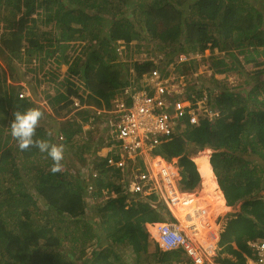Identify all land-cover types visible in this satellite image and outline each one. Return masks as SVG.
<instances>
[{"label": "trees", "instance_id": "16d2710c", "mask_svg": "<svg viewBox=\"0 0 264 264\" xmlns=\"http://www.w3.org/2000/svg\"><path fill=\"white\" fill-rule=\"evenodd\" d=\"M82 1L0 0V59L9 66L13 60L22 61L26 56L28 61L31 58L39 61L40 68L46 65L56 70L67 68L65 78L60 83L65 92L60 91L51 98L52 104L63 105L59 110L55 109L57 114H62L64 109L73 110L77 100L89 106L110 109L127 87H132L134 83L140 85L143 75L150 72L154 63L141 62L137 57L129 59V52L119 54L117 42L147 41L143 32L169 47L176 44L170 62L177 55L190 50L204 53L207 49L219 47L222 51L240 49L245 53V48L255 47V52L261 57L250 56V62L258 69L255 77H264V70H259L264 66V5L259 10L255 6L245 7L240 3L241 0H174L175 3L170 0H138L137 6L142 10L138 24L142 32L123 12L130 0H84L85 5L80 6ZM187 4L188 10L184 12ZM82 7L85 9H81ZM41 26L46 30L40 29ZM105 29L106 36L101 39V33ZM86 34L98 40V45L90 50L83 47L73 56L71 51L75 46L72 43L77 39L86 40ZM129 46L127 44L128 48ZM260 48L263 50L260 51ZM230 55L234 62L235 54L230 52ZM127 57L129 60L125 63L122 59ZM192 68L184 66L180 72L192 75ZM214 68L215 74L238 71L232 63H225L224 60L215 63ZM0 71L3 78L0 80V114L6 116L4 120L0 118L1 124L9 123L10 127L16 111L23 113L29 108H40L43 111L42 107L35 105L30 99L19 98L15 92L4 90L2 86L7 84L8 77L5 69L0 68ZM131 71L134 72V83L129 79L133 77ZM192 89L194 88L191 87L190 90ZM249 89L248 94L241 96L228 89L225 84L215 89L207 87L205 90L217 91L216 96L210 94L211 100L208 103L210 109L219 115L213 120L201 118L194 126H181L180 133L155 151L156 155L170 162L174 158H180L181 189L194 191L200 185V175L202 177V190L189 195L178 192L175 184L177 181H170L169 184V195L176 194L178 198L173 207L179 213L175 209L174 212L180 220L182 218L187 229L194 226V223L198 225L200 232L195 236L207 232L211 224L215 225L219 214L211 217V210L206 208L211 197L221 203L224 213L226 202L222 191L230 206L250 196L251 199L243 204L244 213L236 220L229 221L228 229L221 235L219 254L215 260L219 264H247L244 253L250 257L253 255L247 249L245 239L264 237V196L258 195V192L264 190V171L261 170L260 175L257 172L258 168L264 167L256 164L251 169L250 161L244 159L245 156L254 155L261 158L264 164V81L253 83ZM82 90L84 93H81ZM43 113L46 114L47 111ZM87 114L79 113L82 121H67L60 127V139L65 145L70 142L71 137L79 134L81 122L87 120ZM1 131L4 132L5 129ZM35 139L56 143L55 138L41 127L37 128ZM76 142L80 147L90 148L87 143L81 146V140ZM14 143L13 147L9 140H0V172L11 170L19 178L22 167L25 168V175L33 169H28L25 163L21 167L18 161L24 159L28 162L39 155L40 151L36 147L21 151L17 142ZM199 150L207 151L205 159H191L190 153ZM211 150L214 151L212 166ZM44 155L47 156L46 153ZM40 157L42 158L41 154ZM114 158L119 160L116 155ZM101 163L93 169L99 174L95 186L97 192L92 194L96 197L100 196L102 189H109L119 179L120 171L108 167V158ZM37 174L40 176L36 187L37 196L47 206V214L57 217V221L61 223L73 220L71 226L68 224L71 230L66 229L60 235V226H55L54 218L43 221L45 212L40 213L39 220L38 199H33L28 194L31 193L28 188L20 190V196H15L12 189H7L3 194L0 193V264H76L75 257L85 254L84 247L93 238L101 241L105 238L113 243L94 258L93 264H119L120 258L115 252L117 244L131 245L134 253L143 257L148 253L150 238L146 225L177 222L164 202H158L155 195L127 205L125 196L121 195L123 186L118 185L114 190L121 197L109 203V210L106 209L104 216L106 220L103 234L100 235L88 226L84 218L86 197L89 195V185L84 179L72 175L76 180L73 183L71 178L69 180L67 176H59L51 171H38ZM170 174L173 175L174 172ZM21 193L27 195L21 196ZM187 200L193 202L188 205ZM203 209L206 220L200 221L197 211L202 212ZM39 221L45 222V225H41ZM68 236L71 237L68 240L72 244L70 247L67 243L64 244ZM195 241H199L198 238ZM233 242L237 249L233 247ZM224 254L227 255L225 258ZM90 261L88 259L81 264H89Z\"/></svg>", "mask_w": 264, "mask_h": 264}, {"label": "rangeland", "instance_id": "374dc122", "mask_svg": "<svg viewBox=\"0 0 264 264\" xmlns=\"http://www.w3.org/2000/svg\"><path fill=\"white\" fill-rule=\"evenodd\" d=\"M170 1H172V3H175L174 0H170ZM85 3L86 1L83 0L82 2H80V6L85 5ZM240 3H242L247 8L251 6H255L257 9L262 10V7L264 5L263 4L264 0H241ZM137 4H138V0H130V3H129L130 6L128 5L129 7L128 6L124 7L123 12L126 13L127 18H130L133 22H135L136 25H138L137 29L142 31L140 24H138L139 19L141 17L142 10L139 9V6H137ZM81 9H85V8L82 7ZM187 10H188V4L186 5L184 12H186ZM249 11L253 12L252 10H249ZM33 17L36 18V15H34ZM40 29L46 30V28L43 26H41ZM105 30H106L105 32L101 33V37H100L101 39L106 36L107 29ZM142 35L147 41L145 40L135 41L134 40L133 42H130V43H127L125 41H118L117 42L118 53L127 54L129 52L128 53L129 59L130 58L135 59L136 57L140 59L141 57L146 55L148 56V58H155V59L160 58L166 61L170 57H172L171 53L177 47L176 44L169 47V45L162 44L158 40L151 38L148 33L143 32ZM86 38L87 39L84 41L77 39L76 41L72 43V45L75 46V49L71 51V54L73 56L79 53L80 49H82L83 47H86L90 50L94 46L98 45V40H94L90 34H86ZM127 44L130 45L129 48L127 47ZM185 47H188V45H186ZM262 50L263 48H260V51ZM230 52L234 53L236 56V59L234 60V62L232 61ZM190 54L191 53H189V55ZM192 55L194 57L193 59H195L196 62L191 64L190 66L193 67L192 72L197 73V75L191 78L196 82H200L199 84H202V87L204 86L201 89H203L205 94L207 93V95L208 94L215 95L217 93V91L205 90L207 89V87L209 88L212 87L215 89V87L218 88L221 85L225 84L228 87V89L232 90L235 94L239 93L242 96V95L248 94L250 90L249 88L250 86L253 85V83H262L264 81V77H261L259 79L255 77L256 75L255 72L258 69L255 68L254 65H252V62H250V56L261 57V55H258L257 52H255V47L245 48V53H242L240 49H237V50L231 49V50L222 51L221 48L216 47L213 50L211 48L207 49L205 50L204 53H201L200 51L196 53L195 51L192 53ZM128 57L123 58L122 60L125 63H127L129 60ZM221 60L222 61L224 60L225 63H229V64L232 63L233 67L237 68L238 71L235 70V71H228L224 74H215L214 64L218 63ZM0 65H1L0 67L1 69L6 70V75L8 77L7 84L2 86L4 90L15 92L16 94L19 95L23 91V89L27 87V89L29 90V94L26 90L24 91V94L30 95V96H25L24 98L31 99L32 102H34L39 107H42L44 111H47V113L44 114V119L40 122L39 127H41L44 130V132L51 134L49 136L55 138L56 144L63 145V140L60 139L61 137L59 135L60 127H62V125L66 123L67 121L68 122L75 121V120L82 121V118L79 116V114L73 115V112L71 110L68 111L69 109H64L62 111V114H57L55 112V109L59 110V107L63 106L62 103L56 104V105L51 103V98L56 96V94H58L60 91L65 92V88H63V86L61 87L60 83L65 78L67 68L62 67L60 70H56V68L49 67L48 65H46L44 68H40L39 61H36L34 58H31L28 61L26 56H24L22 61L13 60L11 65L9 66H7V64H5L0 59ZM259 70H264V66L262 68H259ZM51 72L52 74H50ZM1 79H3L2 71H0V80ZM0 85H2L1 81H0ZM138 85L139 83H134L132 87L135 88ZM81 93H84V90H82ZM209 99L211 100V98H208V102L210 101ZM0 118L4 120L6 119V116L4 114H0ZM86 121L83 120L81 124L85 125ZM0 127H1V130L5 129L4 132L0 130V133H1L0 140L3 139L4 142L9 140V142L13 143L12 146L14 147L15 141L10 134L11 131H9L8 129L9 123L7 124L0 123ZM91 135H94L96 140H98V136H99L98 127H95V131L91 134H85L83 131H80L78 135H76L75 137L74 136L71 137L70 142L68 144L64 145L65 147V159L63 161L64 167H63V171L58 173L59 176L65 175L67 176L66 177L67 179L71 178L72 180H74L73 183H75L76 180L73 178L72 175H76V176H79L80 179L82 180L84 179L86 183L89 184V181L83 176V173H85L84 165H86V163H84L83 161L84 160L83 156L86 155L87 158L85 157V159L90 160L91 158H95L94 156L96 152L93 151V147L85 149L83 147L78 146L76 141L81 140L82 141L81 146H83L84 143L87 142V139ZM100 145H101L100 141H98L96 143V147L98 148ZM206 153L207 151L199 150L198 152L190 153L189 156L191 159L195 157V159L199 161L200 159H203V160L205 159L204 157ZM40 154L42 155V158L40 157ZM40 154L39 155L37 154L36 156L31 158L30 160H28V162L27 160L25 162L24 159L18 161V164L20 166L25 163L24 165H27L29 167L28 169H31V168L33 169L31 172L28 173V175H25V168H23L22 166H21L22 170L19 171L21 173L19 178H16L15 175L11 172V170L7 172L4 171L3 173L0 172V193L3 194L2 192H4L5 190L12 189L14 195L17 196L19 195L18 193L20 192V190H23L24 188H28L29 191L31 192L28 194L32 195L33 199H38V203H39L38 209H37L38 219L40 220V216H39L40 213L45 212L44 214L45 217L43 221L46 222L49 219L54 218L55 226L56 225L60 226L58 233L62 235L64 230L66 229L71 230L70 226H71V223L74 221L69 219L66 223L58 222L57 217H53V215L47 214V211H46L47 206L44 204L42 200H39L37 196L36 187L39 183L38 179L40 178V176L39 174H37V172L38 171L50 172L51 171L50 169L53 163L50 158L44 155V153L40 152ZM105 154H106L105 151L101 152L96 159L103 157ZM148 154L152 156L150 152H148ZM141 156L145 157V155H141ZM245 159L250 161L252 168L256 164H263L262 160L256 156H253V157L251 155L245 156ZM151 164L147 165V167L151 169V171H153L154 169L155 172H161L163 169L167 173L174 172L173 175L170 174V181H177L179 179L178 183H179V186L181 187L182 182L180 181L181 177H179L180 176L179 158H174L173 160H171V162L170 161L163 162L160 159L155 158V161L153 163V169H152ZM257 172H259V168ZM117 186H118V182L115 181V184L109 187V190L106 189L104 192H102L100 196L96 197L94 195V199H92L93 198L92 195H88L86 197L87 205L85 206V209H86L85 215H84L85 221L87 222L88 226L93 229V231L98 232L100 235L103 234L102 233L104 229L103 225L105 224L104 221L106 220L104 216L107 213L106 209H108V205L112 200L114 199L116 200V198H120L121 195L125 196L124 199H126L125 203L127 205H131L132 203L139 200L138 196L127 195L126 193H124V191L122 192L121 195L117 194L114 190L115 187ZM179 186L177 185L178 191H180ZM202 188L198 187L195 190V192L201 191ZM163 189L169 195L171 186L169 185L168 181L165 182ZM25 195H27V193H21V196H25ZM220 204L221 203L219 201L214 200V197H211L209 200V203H207L206 208L208 209V211L211 210L210 216L212 217L217 214L219 215H217V218L215 220V225L211 224L207 232H203L202 234L198 236H195V235H192L193 237L191 236L192 238H195V239L198 238L199 240L198 242L200 244H204L205 246H208L211 244L215 245L219 238V232H223L227 226L226 224L227 220L230 219L232 215L238 214L240 211V205L237 206L236 208H232V210H229V206H226L225 212L223 213L224 208H221ZM111 207L112 205H110V208ZM31 209L35 210L34 207H31ZM171 209L175 217H177V215L174 212V208H171ZM227 210H229L230 213L231 212L232 213L226 215ZM175 211L178 212L176 209ZM233 218L235 219L236 217L233 216ZM234 219L232 221H234ZM178 220L180 219L178 218ZM43 221H39V223L41 225H45L44 224L45 222ZM56 221H57V224H56ZM176 225L180 227V229L186 228L183 226L181 220L178 221ZM148 230L150 231L152 235L154 236L157 235L156 227L150 226L148 227ZM188 232L190 231L188 230ZM70 238L71 237L68 236L67 240L64 242V244L67 243L69 247L72 245L71 242L68 241ZM151 241H153L152 243L156 242L153 236H151ZM112 244L113 243H111V241L107 242V239L105 238H104V241L93 238L84 247L85 248L84 250H86L85 254L82 255L79 253L80 255H77V257H75V263L81 264V262H84L85 260H88V259L91 260L90 261L91 263L89 264L95 263L94 258L97 257L98 254L101 251H103L106 247L108 246L111 247ZM79 246L81 247V242L79 243ZM130 246L123 248L121 245L117 244L116 246L117 250L115 252L118 255V257L121 259L119 264L120 263L122 264V262L123 264H134L135 256ZM119 247H121L122 249H119ZM109 255L110 257H112V254H109ZM110 260H114V259H110Z\"/></svg>", "mask_w": 264, "mask_h": 264}, {"label": "built area", "instance_id": "2783aa9c", "mask_svg": "<svg viewBox=\"0 0 264 264\" xmlns=\"http://www.w3.org/2000/svg\"><path fill=\"white\" fill-rule=\"evenodd\" d=\"M190 58L181 55L178 63L188 62ZM140 61L153 62L154 67L143 75L140 85L135 88L127 87L122 97L113 102L110 109L89 106L77 100L72 112L73 115L88 113L85 116L88 120L82 126L85 134L93 133L95 127H98V140L94 138L106 149L104 156L108 157V167L120 171L118 185L123 186L124 193L149 197L158 193L161 181H170V173L162 169L157 176L147 167L153 159L158 158L155 154L157 148L180 133L181 126H194L201 118L213 120L219 114L210 109L207 94L199 95L195 83L188 75L179 70L169 75L163 73V67L157 58L144 55ZM165 71L170 72L169 69ZM131 72L133 77L130 81L134 83V72ZM191 87L194 89L190 90ZM20 97H25L24 92ZM114 155L119 157L118 161ZM83 161L86 163L83 176L89 181L88 194L92 195L94 191L97 192L95 186L99 174L93 170V160ZM105 190L102 189L100 195ZM175 196L176 194L169 196L172 205L178 199ZM156 229L160 246L167 250L182 247L196 264H204L205 259L215 256L212 246L197 244L191 237L184 235L176 224H158ZM249 246L257 257V264H262L264 241L249 242Z\"/></svg>", "mask_w": 264, "mask_h": 264}, {"label": "clouds", "instance_id": "9594fccd", "mask_svg": "<svg viewBox=\"0 0 264 264\" xmlns=\"http://www.w3.org/2000/svg\"><path fill=\"white\" fill-rule=\"evenodd\" d=\"M189 53H193L192 51H189V52H187V53H181V54H179L178 56H176L175 57V59H173V61L172 62H170V60L172 59V57H170L168 60H164V59H160V58H157L158 59V63H160V65L163 67V69H162V71H163V73H166L167 75H169V74H173V73H175L177 70H179V72H180V69L183 67V66H190L191 64H193V63H195L196 62V60L195 59H193L194 57H191L190 58V55H189ZM197 53V52H196ZM181 55H185L186 57H188V58H190L189 59V61L188 62H184V63H182V64H184V65H182V64H179L178 63V61H179V58H180V56ZM176 58H177V60H176ZM141 59V58H140ZM176 66V67H175ZM175 67V68H174ZM165 69H169L170 70V72H164V70ZM131 74H132V72H131ZM185 74V73H184ZM187 75V74H186ZM195 75H197V73H192V75H188L190 78L191 77H194ZM130 79V78H129ZM191 80L195 83L194 85H195V87H197V91H198V93H199V95L200 94H203V93H205L204 92V90L203 89H201V88H203L202 87V84H199L200 82H196V81H194L192 78H191ZM27 91L28 92V94H29V90L27 89V87H25L24 89H23V91L22 92H24V91ZM21 92V93H22ZM20 93V94H21ZM20 94L18 95L19 96V98H21L20 97ZM207 94V93H206ZM25 96H30V95H26L25 94ZM208 96V98H209V96H210V94H208L207 95ZM22 98H24V97H22ZM27 99H29V98H27ZM31 100V99H30ZM209 105H210V103H208ZM36 105V104H35ZM38 106V105H37ZM43 111H44V109H43ZM43 111L42 110H40V108H29V109H27L25 112H19V111H16L15 113H14V120H13V122L11 123V126L9 127L10 129H11V132H10V134H11V136H12V138L17 142V145H18V147H19V149L21 150V151H26V150H28L30 147H36V148H38L39 149V151L41 152V153H46V155H47V157L48 158H50L51 160H52V166H51V172L53 173V174H57V173H60V172H62L63 171V167H64V165H63V161H64V159H65V147H64V145H62V144H56V143H53V142H51L50 140H40V139H35V137H36V132H37V128L39 127V125H40V122L44 119V113H43ZM72 111V110H71ZM83 126V125H82ZM81 131H83L82 130V127H81ZM49 135H51V134H49ZM94 136V135H93ZM98 141H96V142H90V141H87L86 143H87V145L91 148V147H93V151H95L96 153H95V158H91V160H93L94 161V164H95V166L96 165H98V164H100L101 162H102V160H104V159H106V158H108V157H106V156H103V157H100V158H98V159H96L97 157H98V155L100 154L96 149H95V145H96V143H97ZM100 146H102V143L100 142ZM103 147V146H102ZM210 150V149H209ZM104 151L106 152V149H104ZM203 151V150H202ZM212 152H211V155H210V164H211V157H212V154H213V150H211ZM85 157H86V155L85 156H83V158L85 159ZM90 157H92V156H90ZM256 157H258V156H256ZM87 158V157H86ZM261 159V158H260ZM262 160V159H261ZM165 161V160H164ZM193 161V160H192ZM166 162V161H165ZM168 162V161H167ZM194 162V161H193ZM262 163H263V160H262ZM102 164V163H101ZM100 164V165H101ZM99 165V166H100ZM196 165V164H195ZM260 167H264V164H258ZM211 166H212V164H211ZM196 167H197V165H196ZM95 168V167H94ZM197 170H198V168H197ZM212 170H213V167H212ZM258 170V169H257ZM264 171V169H262V168H259V172H258V174L260 175V171ZM199 172V171H198ZM213 172H214V170H213ZM98 173V172H97ZM200 174V173H199ZM214 175H215V173H214ZM179 177H181V173H180V176ZM200 178H201V182H200V185H199V187H203V185H202V177H201V175H200ZM215 178H216V181H217V183H218V180H217V177H216V175H215ZM181 179L182 178H180V181H181ZM179 179L177 180V182H176V185H178L179 186ZM164 184H165V182H164ZM219 185V184H218ZM220 187V186H219ZM179 189H180V191H178L179 193H188V195L189 194H191V193H193V192H195V190L194 191H185V190H183V189H181V187L179 186ZM221 189V188H220ZM201 190V189H200ZM222 191V190H221ZM164 192H166V191H164ZM222 194H223V197H224V199H225V202H226V206H229V207H234V208H236L237 206H239L240 205V211H239V213L238 214H236V215H232L231 217H230V219H228L227 220V226H226V228H225V230L223 231V232H219V238H218V241L216 242V244L215 245H210V246H212V248L215 250V256L213 257V258H211V259H205V262H204V264H219V263H215V260H216V258L218 257V251H219V243H220V241H221V235L224 233V232H226V230L228 229V226H229V221H231V220H233L234 218H233V216L234 217H236L234 220H236L237 218H238V216L241 214V213H244V210H243V204L245 203V201L246 200H250L251 198H250V196L248 197V198H244V199H242V200H240L236 205H234V206H230V205H228V203H227V200H226V197H225V195H224V193H223V191H222ZM153 195H155V196H157L158 197V199H159V196L158 195H156V194H153ZM258 195L259 196H264V190H261L260 192H258ZM169 196L170 195H168L167 194V192H166V197H167V199L165 200L164 198H163V196H162V198H163V202H164V204L166 205V207L168 208V210L172 213L173 211H172V204L169 202ZM254 196V195H253ZM190 202V203H189ZM193 201H189V200H187V204L189 205V204H191ZM184 206H186V204L184 203ZM204 214H205V210L203 209L202 210V212L201 211H197V217H199L201 220L200 221H202V220H206V219H204ZM175 219H176V217H174ZM176 221L177 222H173V221H171V222H166V223H172V224H177L178 223V219H176ZM158 224H163V223H155V224H150L152 227H154V226H157ZM195 225L194 226H192L191 228H188V229H190L191 231H193L192 233H186L183 229H180V227H179V229L183 232V234L184 235H187V236H189V237H191L190 235H195V234H198L200 231L197 229V227H198V225L196 224V223H194ZM208 226V225H207ZM209 227V226H208ZM157 228V227H156ZM221 229V228H220ZM149 234H150V236H153V238H154V240L156 241V243H157V245H158V247H159V249L160 250H162V251H164V252H170V251H176V250H183L185 253H186V255L191 259V261H192V263L193 264H196L195 262H194V260L189 256V254L184 250V248H182V247H179V248H176V249H169V250H167V249H164L162 246H160V244L158 243V241H157V235L156 236H154V235H152L151 233H150V231H149ZM253 241H264V237L263 238H261V237H256V238H254V239H251V238H247V239H245V244H246V247H247V249H249L251 252H252V249L250 248V246H249V242H253ZM197 244H200L198 241L196 242ZM235 243V242H234ZM204 245V244H203ZM233 245V244H232ZM237 246V245H236ZM234 247V246H233ZM252 257H250V256H248L247 254H245L244 253V257L246 258V263L247 264H257V257H256V255L252 252ZM223 256H227V255H223ZM262 264H264V262H262Z\"/></svg>", "mask_w": 264, "mask_h": 264}, {"label": "crops", "instance_id": "0c3cea01", "mask_svg": "<svg viewBox=\"0 0 264 264\" xmlns=\"http://www.w3.org/2000/svg\"><path fill=\"white\" fill-rule=\"evenodd\" d=\"M251 156L253 157L254 155H251ZM244 159H245V157H244ZM151 163H154V160H152ZM151 165H152V168H153V164H151ZM249 168L252 169V166L250 165ZM153 171H154V169H153ZM156 175H159V172H156ZM163 186H164V182L161 181L160 182V185H158V190L159 191L156 194V195L159 196L158 202H160V203H163V198L165 200L167 199L166 192H164L165 190L163 189ZM162 196H163V198H162ZM141 199H145L146 200L147 197H139V200H141ZM226 213H227L226 215H228V214H231L232 212L230 213V211L227 210ZM171 214L173 215V217H175V215H174L173 212ZM176 219H178V218L176 217ZM150 226H151L150 224H147V227H150ZM183 230L186 233H188V234L190 233V232H188V229L187 228H185ZM148 232H149V230H148ZM152 242L153 241H151V236H150V238H149L148 253L146 255H144L143 257L140 256V255H136L134 253V256H135L134 257V259H135L134 264H193L192 261H191V259L186 255V253L183 250H176V251L164 252V251H162L160 249L157 250V243L156 242L155 243H152ZM232 244H233L234 248L237 249L236 243L233 242ZM121 246L123 248L124 247H127V246H123V244ZM128 246H130V245H128ZM130 248H132V251L134 252L133 247L130 246ZM119 249H122V248L119 247ZM224 257H226V256H224ZM230 258H232L235 261V259L233 257H230ZM120 261H121V259L118 260V262H120Z\"/></svg>", "mask_w": 264, "mask_h": 264}, {"label": "flooded vegetation", "instance_id": "af4514ba", "mask_svg": "<svg viewBox=\"0 0 264 264\" xmlns=\"http://www.w3.org/2000/svg\"><path fill=\"white\" fill-rule=\"evenodd\" d=\"M87 141H90V142H96V140H95V138H94V136L93 135H91L88 139H87ZM63 145H65L64 143H63ZM104 147H102V146H99L98 148L96 147V145H95V149L99 152V153H101V152H103L104 151V149H103ZM158 157H160V158H162L161 156H159V155H157ZM163 160H165L164 158H162ZM180 159V158H179ZM173 160V159H172ZM165 161H167V160H165ZM180 168V167H179ZM182 172V169H180V173ZM181 178H182V176H181ZM116 182H118L117 180H115ZM107 242H108V240H107Z\"/></svg>", "mask_w": 264, "mask_h": 264}, {"label": "bare ground", "instance_id": "6f19581e", "mask_svg": "<svg viewBox=\"0 0 264 264\" xmlns=\"http://www.w3.org/2000/svg\"><path fill=\"white\" fill-rule=\"evenodd\" d=\"M158 159H160V158H158ZM153 160L155 161V159H153ZM160 160L164 162V160H162V159H160ZM152 164H153V163H152ZM152 169H153V168H152ZM154 172H155V171H154ZM159 173H161V172H159ZM155 175H156V172H155ZM159 175H160V174H159ZM157 176H158V175H157ZM169 184H170V181H169ZM172 208H174V207H172ZM174 209H175V208H174ZM230 209H232V207H230ZM178 213H179V212H178ZM179 215H180V214H179ZM180 217H181V216H180ZM181 221H182L183 226L186 227V226L184 225V223H183L182 218H181ZM191 238H192V237H191ZM192 239H193V238H192ZM193 241L196 242L195 239H193Z\"/></svg>", "mask_w": 264, "mask_h": 264}, {"label": "water", "instance_id": "95a60500", "mask_svg": "<svg viewBox=\"0 0 264 264\" xmlns=\"http://www.w3.org/2000/svg\"><path fill=\"white\" fill-rule=\"evenodd\" d=\"M146 228L148 229L147 225H146Z\"/></svg>", "mask_w": 264, "mask_h": 264}]
</instances>
